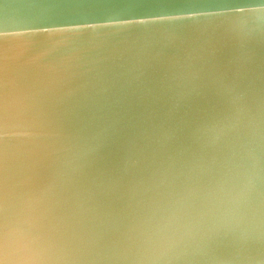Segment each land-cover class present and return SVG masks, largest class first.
I'll return each instance as SVG.
<instances>
[{"label":"clouds","instance_id":"obj_1","mask_svg":"<svg viewBox=\"0 0 264 264\" xmlns=\"http://www.w3.org/2000/svg\"><path fill=\"white\" fill-rule=\"evenodd\" d=\"M0 264H264V0H0Z\"/></svg>","mask_w":264,"mask_h":264},{"label":"water","instance_id":"obj_2","mask_svg":"<svg viewBox=\"0 0 264 264\" xmlns=\"http://www.w3.org/2000/svg\"><path fill=\"white\" fill-rule=\"evenodd\" d=\"M65 2H72V0H65Z\"/></svg>","mask_w":264,"mask_h":264}]
</instances>
